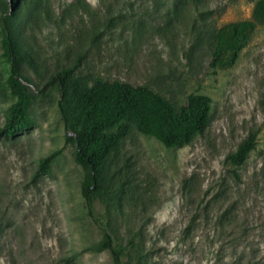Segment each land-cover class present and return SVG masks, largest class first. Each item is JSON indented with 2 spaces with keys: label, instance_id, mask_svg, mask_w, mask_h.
<instances>
[{
  "label": "rangeland",
  "instance_id": "obj_1",
  "mask_svg": "<svg viewBox=\"0 0 264 264\" xmlns=\"http://www.w3.org/2000/svg\"><path fill=\"white\" fill-rule=\"evenodd\" d=\"M255 1L21 0L12 14L0 0L33 58L22 65L32 124L0 137V264H113L93 250L103 236L81 193L79 109L51 78L63 67L89 83L147 87L176 107L189 94L212 100L209 126L190 143L167 148L132 129L114 155L93 213L121 264H264V23L231 67H210L217 30L251 19ZM2 38L0 22V127L15 99ZM251 129L256 147L237 169L227 156Z\"/></svg>",
  "mask_w": 264,
  "mask_h": 264
},
{
  "label": "trees",
  "instance_id": "obj_2",
  "mask_svg": "<svg viewBox=\"0 0 264 264\" xmlns=\"http://www.w3.org/2000/svg\"><path fill=\"white\" fill-rule=\"evenodd\" d=\"M9 1L12 14H15L21 0ZM10 19L4 13L0 22L3 58L9 72L5 88L15 99L0 127V137L16 135L32 124L28 114L32 95L23 84L25 77L22 65H32L33 58ZM259 23H264V0L255 1L251 19L227 23L217 30L210 67H231L238 60ZM51 78L79 109L72 141L76 147L75 161L88 173L81 193L88 213L98 223L103 236L93 250L109 251L113 264H121L123 250L116 249L114 237L108 231L107 225L97 220L93 213V202L111 174L114 155L132 129L155 138L167 148L182 147L190 143L209 126L212 100L204 94H189L186 102L176 107L165 97L144 86L102 78H96L89 83L75 73L74 67H63ZM258 133V129H251L236 150L227 156L235 168L241 169L248 160L256 147ZM59 152H53L41 160L37 175L47 173ZM232 173L237 179L240 177L238 171L233 170Z\"/></svg>",
  "mask_w": 264,
  "mask_h": 264
}]
</instances>
